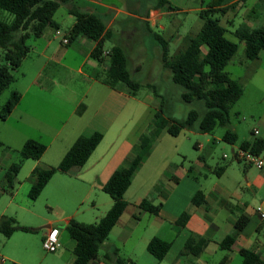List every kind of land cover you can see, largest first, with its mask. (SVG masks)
Returning <instances> with one entry per match:
<instances>
[{"label":"crops","instance_id":"0c3cea01","mask_svg":"<svg viewBox=\"0 0 264 264\" xmlns=\"http://www.w3.org/2000/svg\"><path fill=\"white\" fill-rule=\"evenodd\" d=\"M75 1L83 8L103 15L106 18L107 26L113 31V39L111 41L113 43H121L127 49L130 57L132 55L138 57V62L134 66L136 72H145V74L150 76V72L147 69L143 70L148 66L145 65V59L149 57L147 39L152 33L153 26H161L163 29L167 28L161 21L165 17H169L173 13V9L166 6H158V1L144 9L143 12H138L142 5L140 0L130 4L127 8L117 5L111 0ZM234 1L236 0H226V3L229 4ZM183 4L182 6L186 7L178 9L199 11L207 5L204 4V0H187ZM68 9L73 14L70 11L69 4ZM121 14L125 16L120 17ZM74 22L75 18H72L71 26ZM203 22L204 19L202 18L199 28L194 34L191 32L183 35L171 33L170 40L176 38L181 44H188L191 37L200 30ZM118 24H120L121 28L116 27ZM176 30L178 31V29ZM56 36L55 29H47L41 36L36 38L35 43L38 44L36 49L38 56L36 71L23 85V88L19 89L22 93L21 98L10 115H16L19 124H25L33 130L51 132V136L47 140L43 139L44 134L42 133L38 137H33L47 143V149L40 158H33L32 170L37 165L43 167L58 165L79 135H91L95 131L103 132L102 140L93 150L86 163L73 165L68 170L56 171L40 193V195L46 193L50 204L59 207L61 210L55 217L47 218L44 225L49 224L59 228L60 240L62 246H65L62 255L64 256L66 252H69L66 264H72L76 257L74 249L77 241L69 236L65 228L66 225L71 218L87 223L96 222L108 211L113 204V197L103 189V184L109 179L115 169L121 165L124 159L132 153L133 145L138 141L140 134L149 130V126L152 125L154 119L153 121L150 120L146 126L139 124L148 108L146 100L150 98L149 96L143 98L139 92L132 94L125 83L119 82L112 86L96 76L98 68L107 66L111 61V55L107 52L112 46L106 47L105 57L103 62L100 63L91 56V51L97 43L96 39L82 35L75 39L76 43L75 40H70V42L65 44L71 46L64 47V44L61 43L60 45L55 42ZM156 46H159V44H156ZM72 53L79 56L78 62L80 61V63L77 67L68 60V56ZM84 64H88L87 69H85ZM61 67L69 68L70 70L76 69L81 73V80L86 82V85L79 94H76L73 88L69 93H64V91H59L56 88L55 94H51L52 96L54 95L55 99L52 113L47 116L44 113L43 99L45 96L43 94L50 91V88L62 84V80L54 70L60 71ZM139 80L151 88L155 95L159 96L162 94L150 79ZM24 102L26 103L24 104ZM166 133L170 132L164 129L134 174L132 183L125 192L128 205L117 224L111 230L103 247L106 249L116 247L115 242L111 241L113 234H117L119 243L122 244L133 240L138 248L135 247L133 250L135 257L130 255L128 259H132L136 264H140V256L142 259H147L151 264H207L206 254H211L217 249L227 251L221 260L227 257L225 264H229L234 258L230 253H239L241 255L240 249L243 247L255 249L251 238L252 231H248L253 220L251 215L244 211L247 203H226L225 193L230 192V190L227 185L222 184L219 180L214 181L209 189L206 185L204 186L203 182L196 187L194 184L191 185V202L187 209L183 210L189 213V219L184 227L176 225L179 215L183 211L180 213L173 209H164L163 202L156 203L157 199L162 198H165V200L173 198L175 203L180 193L178 188L180 183L182 180L189 178L190 172L194 169L193 165H190L193 168L192 170H190V166H178L167 155L157 156L159 153L157 149L165 147L166 142L163 140ZM253 137H249V139ZM28 138L31 137H27L25 141ZM197 145L201 147L202 143H197ZM239 146L240 144L236 145L233 150ZM244 162L248 182L252 185L264 184V168H257L254 164ZM221 166H224V168H220ZM226 167L227 163L221 164L217 166V170L221 174L226 170ZM253 167H256V169H253ZM164 178H166V182H161ZM169 179H173L175 183L166 189L165 183H168ZM34 181V177H32V184ZM198 189H202L206 197V201L201 204H196L193 201V196ZM175 194L177 196L174 198L173 195ZM73 196L80 198V206L88 202V208H84L82 212H80V207L73 211H68L67 205L75 202V197ZM145 197L151 198L156 204H161L158 213H152L140 206V202ZM213 203H216L218 207L211 208ZM261 205L264 207V200ZM226 208L231 213H225L224 210ZM236 209H239L240 212L235 215L233 213ZM257 209L253 213L260 217ZM241 213L248 215L249 222L237 234L232 248L230 250L223 249L220 246V242L227 235L235 233V223ZM144 221H148L149 227L154 230V234L148 240L149 242L154 237H158L170 243V248L162 260H159L148 250L145 238L142 240V246H144L141 249L140 227ZM195 234L208 239L203 252L200 255L186 254L180 257L179 254L187 240ZM145 235L142 237H145ZM139 250L140 252H138ZM255 250L261 254L264 260V248ZM115 258H106V260H112L110 261L112 263H108L98 257L89 264H116Z\"/></svg>","mask_w":264,"mask_h":264},{"label":"trees","instance_id":"16d2710c","mask_svg":"<svg viewBox=\"0 0 264 264\" xmlns=\"http://www.w3.org/2000/svg\"><path fill=\"white\" fill-rule=\"evenodd\" d=\"M62 2L68 3L70 11L75 15V22L68 32L70 40H75L82 35L96 39L97 43L91 51V56L98 62H103L106 54L105 44L107 40L113 39V31L107 26L106 18L101 13L85 9L75 0H0L1 8L14 13V19L10 22L0 19V92L17 79L15 70L20 67L32 48L29 38L39 37L47 29L56 31L61 27V23L54 15ZM229 4L226 0H212L202 7L199 10L200 16L204 19L202 27L191 37L188 44H181L175 53H170V37L155 33V38L161 45L163 65L171 70L173 81L182 86V98L188 102L195 99L202 100L206 107L205 111L201 114L199 110L192 108L187 117L180 119L167 115L162 106L156 110L149 130L140 134L138 141L133 145L132 153L103 184V189L113 197L112 206L96 222L87 223L71 218L66 225L69 236L77 241L74 249L76 257L72 264H89L99 257L100 249L128 205L125 192L132 183L134 174L164 129L177 135L184 128L197 127L201 131L208 132L213 131L217 125H225L227 129L223 138L232 143L237 141V131L229 128L228 125L231 122V109L244 93L245 87L242 80L234 77L226 66L236 54L240 44L227 35V27L222 24L219 15H215L220 12L225 13L229 9ZM157 5L174 8L170 0H158ZM235 33L240 40L245 41V54L248 58L254 59L260 56V52L264 49V25L252 27L242 24ZM107 53L111 55V61L105 67L100 66L96 76L112 86L123 82L132 94H137L144 83L134 77L127 49L121 43L114 42ZM21 95L18 89L12 90L10 97L1 108L2 118L10 115ZM102 138L101 131H95L91 135L81 134L66 151L58 165L35 166L31 173L35 181L29 191L30 197L37 198L56 171L68 170L73 165L86 163ZM4 145V141L0 139V150ZM240 146L262 153L264 136L244 139ZM46 149L47 143L44 141L33 137L28 138L20 149V158L11 162L5 170L3 190L13 194L16 177L24 159H38ZM192 169L190 166V170ZM193 201L196 204L206 201L202 189L195 192ZM140 206L152 213H158L161 208V204L154 203L148 197L142 199ZM188 219L189 213L183 211L176 225L184 227ZM248 222V215L241 213L235 223V233L227 235L220 242V246L230 250L236 241L237 234ZM17 230L29 231L30 228L20 224L13 215L3 214L0 218V232L6 237H11ZM207 243V238L192 235L180 255H200ZM169 248L170 243L158 237H154L148 244V250L159 260L165 257ZM119 251L117 247L110 248L105 257L112 259V254H115L116 264H136L132 259L122 257ZM240 253L241 264H264L261 254L255 249L243 247ZM226 260L227 257L223 258L219 264H225Z\"/></svg>","mask_w":264,"mask_h":264},{"label":"rangeland","instance_id":"374dc122","mask_svg":"<svg viewBox=\"0 0 264 264\" xmlns=\"http://www.w3.org/2000/svg\"><path fill=\"white\" fill-rule=\"evenodd\" d=\"M111 1L127 8L130 4L138 0ZM140 1L142 5L138 12H143L144 9L155 4L158 0ZM170 1L174 6L173 13L161 21L167 28L163 29L161 26H153L152 33L147 39L149 57L145 59V65L148 66L143 70L147 69L150 72V76L145 74V72H136L134 66L138 62V57H134L133 55L130 57V68L132 69L134 77L150 79L154 83V86L162 93L157 96L146 84L141 85L138 90L140 96L143 98L149 96L150 98L146 100L148 108L140 120V125L146 126L150 120L153 121L158 106H162L167 115L180 119L187 117L192 108H196L201 114L204 113L206 108L200 99H195L190 102L184 100L181 95L183 90L182 86L173 81L171 70L163 65L160 55L162 53L161 45L155 38V33H162L166 37H170L171 33L176 35L180 33L183 35L191 32L194 34L202 20L198 10L190 9L183 11L178 9L181 7L185 8L186 6L182 5L187 0ZM211 1L204 0V4H208ZM228 8L225 13L220 12L215 15H219L222 24L227 27V35L240 44L236 54L226 66V69L234 77L242 80L245 87L244 93L231 109V122L228 125L229 128L237 131L238 139L232 143L223 138V134L227 129L225 125H217L213 131L208 132L201 131L195 127L184 128L177 135L166 133L163 140L166 142L165 147L157 149L159 151L157 156L167 155L178 166L185 165L189 167L193 165L194 169L190 172L189 178L182 180L180 183L178 187L180 190L179 196L177 194L173 195L174 198L176 196L178 197L175 203L173 202V198L168 200H165V198L157 199L156 203L163 202L164 209H173L181 213L187 209L191 202L190 191L192 190L190 189L192 184L196 187L203 182L204 186L206 185L209 189L214 181L219 180L222 184L227 185L230 190V192L225 193L226 203H247L244 211L248 212L253 220L248 228L249 232L252 231L251 238L255 245L253 248L258 250L260 248L261 250V248H264V218L258 217L253 212L256 211L264 200V184L252 185L248 182L245 162L244 160L238 161L236 159L233 147L238 146L241 141L249 137L264 136V49L260 52L259 57L254 59L248 58L245 54V41L240 40L235 33L237 28L242 24H248L252 27L264 25V0H236L231 2ZM123 16L125 15L121 14L120 17ZM54 17L61 23V27L59 28L61 33L57 34L55 42L60 45L61 43L64 44V47H70L71 45L65 44L62 41L63 36L69 32L72 18H75V15L69 12L68 3L62 2L55 12ZM0 19L10 22L14 19V13L0 7ZM116 27L121 28L120 24ZM36 38H29L32 48L23 59L20 67L15 70L17 79L0 92V111L3 104L10 97L12 90L22 89L23 85H25L36 71V62L38 60L36 53L38 44L35 43ZM156 44H159V46H156ZM112 45L113 42L107 40L105 47ZM170 46V53H175L181 47V42L174 38L171 40ZM68 60L76 67L80 63V61L78 62L79 56L74 53L68 56ZM84 67L87 69L88 64H84ZM54 70L58 73L62 84L50 88V91L43 94L45 96L43 99L44 113L47 116H50L52 113L55 99L54 95L52 96L51 94H55L56 88L59 91H64V93H69L73 88V91L79 94L84 90V86L86 85V82L81 80V73L76 69L70 70L69 68L61 67L60 71ZM256 129H258L257 133H255ZM40 133L44 134L43 139L45 140L51 136L50 131L38 132L25 124H19L16 115H9L7 118L0 116V138L5 143L0 150V218L3 214L13 215L20 224L30 228L29 231L17 230L11 237H6L0 232V264H66L69 256V252H66L64 256L62 255L65 246H61L56 252H50L43 246V235L47 230L44 227L45 220L49 217H55L61 210L59 207L50 204L46 193L39 195L35 199L30 197L29 191L32 186L31 165L34 162L33 158L24 159L23 166L16 177L15 194L3 190L7 166L11 162L19 159L20 149L25 139L27 137H38ZM197 143H202V146L198 147ZM226 163V170L220 174L217 166ZM256 167H253V169H256ZM169 180L168 183H165L166 189L175 183L173 179ZM161 182H166V178L163 181L161 180ZM73 197H75V202L67 205L68 211H73L77 207H80V212H82L84 208H88V202L80 206V198L77 196ZM216 207H218L217 204L213 203L211 208ZM224 212L231 213L227 208ZM239 212L240 210L236 209L233 214L236 215ZM140 231L142 249L144 246H142L143 238H145L147 242L146 246H148V240L154 234V230L149 227L148 221H144L141 224ZM144 234H146L145 237H142ZM111 241L115 242L116 247L120 249L119 254L122 257L128 258L130 255L135 257L133 250L136 244L133 240L122 244L119 243L117 234H113ZM107 251L108 249L102 247L99 252V257L104 261L106 260L105 254ZM226 253V250L217 249V251L211 254H206L207 264H219V261ZM112 255L114 259L115 254ZM230 255L234 258L229 264H240L241 255L239 253H230ZM179 256L183 257L185 255L179 254ZM236 257L237 259L235 260ZM110 261L106 260L108 263ZM139 262L140 264H151L147 259H142L141 256L139 257Z\"/></svg>","mask_w":264,"mask_h":264},{"label":"built area","instance_id":"2783aa9c","mask_svg":"<svg viewBox=\"0 0 264 264\" xmlns=\"http://www.w3.org/2000/svg\"><path fill=\"white\" fill-rule=\"evenodd\" d=\"M60 33V29H56L55 34L57 35ZM62 41L64 43L70 42V36L64 35ZM255 132H258V129H256ZM234 155L239 160L254 164L258 168H264V153H256L250 149L239 146L234 149ZM257 210L260 213V217L264 218V207L260 205ZM43 246L50 252H56L60 249L62 242L60 240V230L57 226H51L47 229L43 237ZM3 260L5 259L3 258Z\"/></svg>","mask_w":264,"mask_h":264},{"label":"water","instance_id":"95a60500","mask_svg":"<svg viewBox=\"0 0 264 264\" xmlns=\"http://www.w3.org/2000/svg\"><path fill=\"white\" fill-rule=\"evenodd\" d=\"M45 228H50L51 225L47 224V225H44Z\"/></svg>","mask_w":264,"mask_h":264}]
</instances>
